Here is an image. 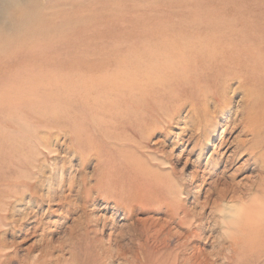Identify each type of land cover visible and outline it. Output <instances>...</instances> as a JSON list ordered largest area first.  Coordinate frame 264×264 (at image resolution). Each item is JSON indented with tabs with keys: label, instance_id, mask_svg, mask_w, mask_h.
Returning <instances> with one entry per match:
<instances>
[{
	"label": "rangeland",
	"instance_id": "374dc122",
	"mask_svg": "<svg viewBox=\"0 0 264 264\" xmlns=\"http://www.w3.org/2000/svg\"><path fill=\"white\" fill-rule=\"evenodd\" d=\"M3 1L0 0V39L7 37L10 43L0 41V61L2 57L6 60L0 67V83H8L6 88L14 85L18 88L15 93L6 89L0 91V95H12L9 101L0 104V126L4 129L0 127L3 134L0 133V141L4 136L10 139L16 134V125L25 118L30 96L38 99L36 106L40 102L41 106L49 108L45 116L49 124H54V118L59 119L61 125L67 122L66 118L79 124L96 123L95 127L103 128V131L100 128L103 135L118 138V146L112 150L116 166L106 168V181L113 177V184L123 187L125 198L133 196L140 201L133 206L129 199L130 207L125 209L112 198L105 200L90 193L93 204L87 199L81 206L80 201L68 197L69 203L59 206L56 202L62 201L58 196H50L52 191L47 190L48 178L42 183V189L37 190L38 198L42 196L37 206L30 202L29 193L35 190L39 179L28 181L27 187L20 188L22 198L14 199L12 206L0 213V264H79V259L83 258L91 264H158L156 259L171 264L176 253L189 259L186 264L205 258L213 264H225L221 255L215 260L213 252L219 241L222 242L224 227L218 215L223 204L238 210L241 204L249 205L251 198L260 197L264 201V145L260 150L256 148L255 140L261 137L252 138L241 123L244 115L235 117L233 114L243 105L241 90L237 88L233 92L237 82L227 93L229 105L224 112L210 108L206 119L198 123L187 115L184 106L174 119L167 116V123L154 125L149 138L143 140L141 159L146 155L151 162L163 161L161 166L165 172L146 162L142 164L148 167L145 177L156 190L143 196L137 191L138 181L129 180L127 174L132 173V167L125 159V154L135 158L133 142L139 138L130 130L129 117L118 114L117 103L109 104L111 98L117 100L116 95L105 94L104 81L95 83V76L116 66L113 45L129 52L133 46L154 42L157 27L166 24L211 26L215 41L264 44V23L259 22H264V15L255 14L256 10L264 11V0ZM189 13H198L196 16L209 21L210 25L201 26L183 17ZM18 14L29 18L18 22ZM90 25H94L93 28ZM30 28L36 30L35 36L14 38ZM145 63L147 61L141 65ZM261 75L258 79L264 81ZM30 85L32 90L29 91ZM17 93L22 97L16 98ZM262 105L261 113H264V103ZM200 107L205 109L207 105ZM92 125L90 129L98 135ZM40 134L44 135V131ZM49 140H53L54 151L46 153L51 161L61 158V164L62 159L69 156V147L56 133ZM249 147L251 152L247 150ZM95 163L96 158L90 155L83 170L76 171L80 169L78 159L69 157L63 171L66 184L67 176L90 177ZM49 169L47 166L45 174L52 172ZM171 178L178 185H171ZM256 188L259 190L254 191ZM101 190L106 193L107 185H102ZM74 193L71 195L75 196ZM0 194H4L3 191ZM60 194L67 196L68 189ZM160 196L178 201L195 214V219H190L193 226L189 230H196L195 236L187 238V224L180 228L176 219L175 223L167 220L170 208ZM114 203L119 207L117 210L112 208ZM223 244L228 245V242ZM158 249L163 250L157 253ZM258 261L253 264H264V258ZM242 262L247 264L245 260Z\"/></svg>",
	"mask_w": 264,
	"mask_h": 264
},
{
	"label": "bare ground",
	"instance_id": "6f19581e",
	"mask_svg": "<svg viewBox=\"0 0 264 264\" xmlns=\"http://www.w3.org/2000/svg\"><path fill=\"white\" fill-rule=\"evenodd\" d=\"M25 14L16 16L18 22L29 18ZM255 14L264 15V11L256 10ZM196 15L199 14L189 13L184 14L183 17L191 18L201 26L204 24L210 25L209 21L204 22ZM259 22L264 23L263 21ZM93 26L91 27L93 28ZM34 31L36 30L30 28L24 35H17L14 38L25 35L35 36ZM156 32L154 38L157 39H154V42L133 46L129 52L119 48L116 49L117 45H113V58L116 66L106 69L101 75L97 74L95 76V83L104 81L105 94L108 93L111 97L114 94L116 95L117 100L111 98L109 104L117 103L118 114L129 117L130 130L132 129L134 135L141 139L133 142L132 152L134 153L132 155H135V158H132L129 154H124L127 156L125 157L127 163L132 167V173L127 174L129 180L138 181L137 191L142 192L143 196L150 192H156V190L150 186L148 178L145 177L148 167H143L142 164L146 162L148 165L150 164V166L165 172L161 166L163 161L160 164L151 162L152 159L150 157L151 160L148 159L146 155H142L144 161L141 159L140 150L145 145L143 140L149 138L155 128L154 125L158 122L162 126L169 119H174L184 106L187 107V115H190L198 123H202V120L206 119L210 108L215 112H224L229 105L227 93L232 90L235 82H237V85L233 92L237 88L241 90L240 103H243V105L239 111L236 110L233 114L235 117L238 114L244 115L241 119L242 122H240L243 123L252 138L261 137L259 141L255 140L256 148L260 150V148L262 149L261 145H264V135L260 136L264 133V113H261L263 110L262 104L264 103V95L262 94L264 93V81L258 79V76L264 75V44L215 41L211 26L207 28H197L193 25L192 27H184L180 22L157 27ZM1 34L2 31L0 30V37ZM6 40L7 37L0 39L7 45L10 41ZM145 61L147 63L141 65ZM5 62L6 60L2 57L0 67ZM104 62L106 63V61ZM80 66H83L82 63ZM14 73L19 74L18 71ZM107 77H112L113 80L107 81ZM7 85L8 83L2 81L0 91L6 89L8 92L13 91L15 93V89L18 88L17 85H14L13 88H6ZM27 89L32 90V86L30 85V88ZM17 97H22V95L17 93ZM9 98H12V95H0V104L9 101ZM28 101L25 118L16 125V134L10 136V139H8V136H4L0 141V193L2 191L4 193L0 194V213L5 212L4 210L7 211V208L12 206L11 202L14 199L18 201L22 198L23 194L19 192L22 190L20 188L27 187L26 182L33 179L35 181H37L36 179L39 180L36 183L35 190L29 193V196H31L29 200L37 206L40 205L42 196L38 198L37 190L42 189V183L48 181V178L50 180L48 181L47 190L52 191L50 196L59 197V200L62 201L56 202L59 206L69 203L67 201L68 197L71 200L77 199V201H80L81 206L87 203V199L93 204L94 198L90 193H94V197H101L105 200H107L106 198H112L120 202L125 209L130 207V203L127 202L129 199L131 204L135 206L134 203H137V198L133 196L129 199L125 198L127 194L123 192V187L117 188L113 184V177L108 181L105 178V172L108 171L106 168L116 166L112 157V150L115 145L118 146V138L103 135L101 132L103 128L95 127L98 124L94 122L95 125H91L99 132L98 135L90 129L89 126L91 125L79 124L69 120V118H66L67 122H62L61 125L60 120L53 117L55 119L52 120L54 124H49L45 118L49 113V108L41 106L40 102L36 106L38 99L36 100L32 96L28 98ZM34 101L35 103H33ZM78 101L80 102L79 99ZM201 104L202 106L206 104L207 108L202 109ZM79 110L81 111V109ZM167 116L170 118L166 119ZM2 130L4 131V129ZM41 130L44 131L45 136L40 134ZM55 133L56 136L64 138V144L68 145L70 150L67 153L69 156L62 159L61 164V158H52L53 161H51L50 156H48L54 151L51 146L53 140L49 139ZM1 135L3 134L1 133ZM247 150L251 152L250 147ZM259 150L255 153H258ZM255 153L253 152V154ZM90 155L96 158L91 176L81 178L77 174L67 176L68 183L66 184L63 171L66 168L68 158L73 156L77 158L80 169L76 171H81ZM258 155H255L256 159H258ZM255 158L254 162L256 161ZM47 166L50 167L49 170H52V172L49 171L48 175L45 174ZM58 168L61 172L59 174ZM171 179V185H178L175 179ZM102 185H107L108 190L106 193L101 190ZM65 188L68 189V194L67 196H61L60 193ZM257 190L259 189L256 188L254 191ZM73 191L75 196L71 195ZM161 198L166 200L165 203L170 208V212L166 213L167 220L174 223L178 221V227L180 228H184L182 224H187L188 226L185 228L187 238L195 236L196 230L189 231L193 226L190 219H195V214L178 201L169 200L165 197ZM251 199L249 205H247L248 203L243 204V206L240 205L243 210L238 218L231 215L232 212L237 211L236 208H229L226 204H223L222 212L218 216L224 227V232H221L222 242L219 241L215 246L216 250L214 248L215 251H213L216 256L215 260L221 255L225 264H242L244 260L247 264H253L264 258V201L260 197ZM138 201H140V198ZM237 206L239 207V205ZM116 207L117 205L114 203L112 208L117 210L119 207ZM240 207L239 209H241ZM1 219L0 214V221ZM223 242H228V245H224ZM162 250L158 249L157 253ZM205 259L193 260L192 264H213ZM171 261V264H186L189 259L179 257L176 253L172 256ZM156 262L163 264L161 259H156ZM80 263L91 264L84 258L79 259Z\"/></svg>",
	"mask_w": 264,
	"mask_h": 264
},
{
	"label": "clouds",
	"instance_id": "9594fccd",
	"mask_svg": "<svg viewBox=\"0 0 264 264\" xmlns=\"http://www.w3.org/2000/svg\"><path fill=\"white\" fill-rule=\"evenodd\" d=\"M242 210V208L238 209L237 211L232 212L231 215L238 218L241 215Z\"/></svg>",
	"mask_w": 264,
	"mask_h": 264
}]
</instances>
